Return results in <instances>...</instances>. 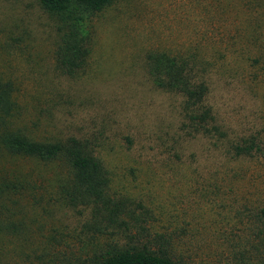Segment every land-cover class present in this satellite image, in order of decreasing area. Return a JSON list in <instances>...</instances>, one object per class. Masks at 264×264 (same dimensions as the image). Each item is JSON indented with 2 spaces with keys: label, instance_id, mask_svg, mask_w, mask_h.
<instances>
[{
  "label": "rangeland",
  "instance_id": "obj_1",
  "mask_svg": "<svg viewBox=\"0 0 264 264\" xmlns=\"http://www.w3.org/2000/svg\"><path fill=\"white\" fill-rule=\"evenodd\" d=\"M74 24L87 54L70 76L55 59L59 17L39 0H0V82L13 102L0 134L88 142L126 225L89 229V209L60 193L61 161L0 145V264H99L130 246L179 264H264V0H113ZM149 52L198 64L222 138L185 127L182 98L155 86ZM249 138L262 152H229Z\"/></svg>",
  "mask_w": 264,
  "mask_h": 264
},
{
  "label": "trees",
  "instance_id": "obj_2",
  "mask_svg": "<svg viewBox=\"0 0 264 264\" xmlns=\"http://www.w3.org/2000/svg\"><path fill=\"white\" fill-rule=\"evenodd\" d=\"M113 0H39L48 13L57 15L62 22L58 28L59 43L55 59L67 75H75L83 66L87 54L85 38L74 24L83 13L102 11ZM149 74L155 86L182 98V113L185 127L193 134L219 140L224 135L214 125L211 108L206 104L208 87L198 78V64L183 57H172L164 52L147 54ZM11 85L0 82V113L4 124L13 109ZM254 138L243 139L233 144L229 152L234 156H251L262 152ZM0 145L15 155L34 157L40 161H61L69 170L70 177L61 187L60 193L72 208L89 209L92 221L89 229L98 233L107 232L115 226L126 225L119 221L125 212L123 203L108 194L109 177L102 162L93 154L86 141L71 137L63 141L37 142L29 139L20 130L4 129L0 134ZM264 216V210L261 211ZM12 230L17 225L9 222ZM99 264H179L162 253L146 246L120 248L105 256Z\"/></svg>",
  "mask_w": 264,
  "mask_h": 264
}]
</instances>
